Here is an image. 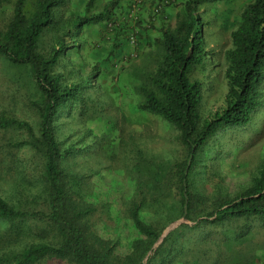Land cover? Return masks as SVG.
<instances>
[{
  "label": "trees",
  "instance_id": "obj_1",
  "mask_svg": "<svg viewBox=\"0 0 264 264\" xmlns=\"http://www.w3.org/2000/svg\"><path fill=\"white\" fill-rule=\"evenodd\" d=\"M10 1L0 0V6ZM97 1L88 0L82 15L77 14L61 25L66 31L55 39L50 49L41 50L40 41L46 31L61 24L71 0H15L13 16L7 27L0 30V55L13 64L27 65L41 94V101L34 102L39 116L37 133L27 121L2 116L0 129L15 128L28 133L29 139L10 146L28 147L38 153L45 191L43 202L48 208L29 210L10 204L0 195V250L26 239L29 242L19 251H0V264H40L50 258L70 264H121L122 259L124 264H206L204 257L213 249L211 246L217 254L208 264H264V246L256 243L264 231V159L251 184L233 196L220 193L210 196L198 185L206 174L207 163L220 156L219 141L225 137L227 142L232 134L256 127V119L264 114V0H252L245 6L231 32V47L224 52L208 49L207 25L211 21L206 16L212 6L236 0H160L152 7L149 18L162 17L164 6L170 2L179 5L180 10L173 29L159 30L161 36L157 40L163 52L154 70L144 74L135 88L140 101L137 109L175 128L186 155L180 166L177 164L179 186L175 196L162 193L167 165L158 163L142 170L145 163L138 160L133 171L145 173L137 179H152L158 186L157 192L140 190V199L126 209L127 215L120 209L119 198L118 207L108 201L99 203H102V215L115 223L118 234L126 224L135 232L127 242L128 253L120 256L118 251L125 247L120 237L105 238L86 223L87 215L98 204V199H87L90 193L83 185L81 172L74 167L76 155L86 147L60 140L57 124L65 114L74 120L90 119L91 123L103 119L104 127L97 136L103 155L113 158L114 149L122 148L123 134L116 120L105 118L98 102L86 94L95 82L92 78L106 76L101 67L95 65L94 72L86 78L79 69L74 81L56 71V67L68 62L69 51L77 52L80 48L77 37L86 33L90 25L111 22L114 10L123 2L112 0L94 14ZM141 3L142 0H130L127 5L136 13L134 21L139 19ZM113 23L114 20L110 25ZM122 23L118 22V29L113 27L117 29L116 39L107 60L119 57L125 44L121 35L128 34L126 41L130 44L138 42V37L143 35L140 21L137 23L141 29L130 33L124 28L129 23ZM131 35L135 43L130 41ZM66 37L72 44H67ZM216 93L215 108L204 116L202 109L206 101ZM10 161L14 163L13 158ZM198 161L202 162L200 171L196 170ZM195 173H200L196 182ZM135 184L139 186L136 181ZM80 200L90 205L77 208L74 202ZM41 222L56 231L55 243L28 240L40 231ZM168 228L172 229L162 236ZM213 229L219 232L217 243H212ZM194 233L197 239H193ZM192 241L194 245L189 246ZM192 246L201 252L200 259L193 257L196 252L187 253V248ZM224 248L226 254L222 255Z\"/></svg>",
  "mask_w": 264,
  "mask_h": 264
},
{
  "label": "rangeland",
  "instance_id": "obj_2",
  "mask_svg": "<svg viewBox=\"0 0 264 264\" xmlns=\"http://www.w3.org/2000/svg\"><path fill=\"white\" fill-rule=\"evenodd\" d=\"M14 1L11 0L10 3L0 6V30L7 27L13 16ZM111 1L98 0L93 13H99ZM129 1L123 0L121 6L114 10L113 20L115 23L112 25L110 23L113 20L108 23L103 22L88 26L86 33L80 34L76 39V43L80 45L77 52L76 49L69 51L68 62L56 67V71L71 77L73 81L79 69H81L82 76L86 78L94 72L95 65L100 66L101 72L106 75L92 78V81L95 82H92L93 85L90 86V90L86 94L98 102L100 111L103 112L105 118L109 116L116 120V126L123 134L121 138L122 148L119 151L118 148L114 149V157L103 155L104 152L98 147L97 136L104 127L103 119L91 123L90 119L74 120L70 114H65L63 118L58 120L57 124L60 140L67 141L66 144L68 143V145L74 142L79 146L86 147L84 152L76 155L74 164L75 170L81 172L84 187L90 193L87 199H98V204L91 205L94 207V211L87 215L86 223L92 231L105 238L115 240L120 237L125 247L118 251L119 256L128 253V243L134 237L135 232H132L126 224V226H122L118 234L115 223L108 219L105 214L102 215V203H99L108 201L118 207L119 198L120 209L124 215H127L126 209L133 201L140 199V190H146L150 193L157 192L158 186L152 179L149 180L146 177L137 179L145 173L142 171V174H138L133 171L135 162L138 160H143L145 163L142 170H145V166L153 168L158 163L167 165L162 193L175 196L174 193H177L179 186L177 164L180 166V162L185 159L186 155L176 129L156 116L140 113L137 109L140 101L135 94V88L140 79L143 78L144 74L154 70L156 61L162 55L163 51L159 46V40H157L161 36L160 28L170 27L173 29L176 26L177 12L180 7L170 2L164 6L165 10L162 17L160 15L149 18L152 7L160 0H142L141 7H139L140 11L137 12L139 19L134 21L136 13H132L127 7ZM251 1L236 0L232 3L216 4L208 10L206 18L209 17L211 21L207 25L210 44L208 49L214 48L216 51L224 52L231 47V32L236 28L239 15ZM87 2L88 0H71L70 8L66 10L61 24L45 32L40 41L41 50L50 49L55 39L62 36L66 31L61 25L77 14L82 15L84 5ZM147 20H150L151 23L149 24ZM121 21L129 23L128 25L124 24V28L129 33L139 31L142 27L143 35L138 37L139 41L135 44L126 41L128 34L121 35L125 44L120 48L119 57L117 55L111 60H107L116 39L115 33L118 29V22L122 23ZM138 21L142 24L141 27L138 26ZM114 25L117 29H113ZM119 26H123V23ZM65 39L67 44H72L69 37ZM215 61L217 62L216 58ZM220 62H223V58ZM221 69L223 70V65ZM217 97L218 94L216 93L206 101L202 109L204 116L209 113L208 111L215 108L213 100ZM40 101L41 94L34 85L29 67L13 64L0 55V117L27 121L37 133L39 116L34 102L39 103ZM256 121L258 122L257 126L263 127L262 130H257V126L247 127L232 134L227 138V142L225 137L219 141L222 147L220 156L207 163L206 174L198 184L204 193L206 192L210 196L219 193L222 196H233L251 184L252 178L257 174L264 159V114L260 115ZM93 135L96 137L94 138ZM27 139H29V135L25 130L0 129V195L10 204L19 205L29 210L47 211L48 208L43 202L45 191L40 178V163L36 156L38 153L36 151L34 153L28 147L10 146L11 143L22 142ZM11 158L14 159V163L10 161ZM149 163L153 165L150 166ZM197 163L196 170L200 171L202 162L198 161ZM193 177L194 182H196L200 173H195ZM135 181L139 186H136ZM81 201L74 202L77 208L83 204L90 205L88 201ZM182 221L180 220V222ZM39 226L40 231L28 239L30 242L55 243L57 241L58 237L55 230H52L50 226L46 227L43 222ZM170 229H166L162 236ZM210 234L213 239L212 243H217L219 232L213 229ZM193 239H197V234L194 233ZM26 240L15 246H4L0 251H9L10 249L19 251L29 243ZM184 241L183 239L182 242ZM193 241L189 246L194 245ZM256 243L259 247L264 246V231L259 234ZM211 247L213 249H210L207 258L204 257L206 264L212 262L217 254L216 248ZM187 249L189 254L196 252V256H193L195 259L201 258L202 254L197 252L196 246ZM221 254H226L225 248ZM40 264L70 263L66 260L50 258ZM121 264H124V259H122Z\"/></svg>",
  "mask_w": 264,
  "mask_h": 264
},
{
  "label": "built area",
  "instance_id": "obj_3",
  "mask_svg": "<svg viewBox=\"0 0 264 264\" xmlns=\"http://www.w3.org/2000/svg\"><path fill=\"white\" fill-rule=\"evenodd\" d=\"M130 41H131L132 43H135V38H134V36L131 35V37H130Z\"/></svg>",
  "mask_w": 264,
  "mask_h": 264
}]
</instances>
